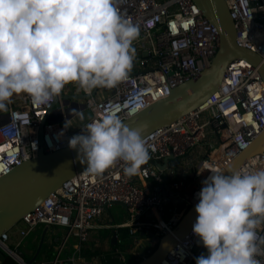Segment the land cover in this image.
<instances>
[{"label": "built area", "instance_id": "1", "mask_svg": "<svg viewBox=\"0 0 264 264\" xmlns=\"http://www.w3.org/2000/svg\"><path fill=\"white\" fill-rule=\"evenodd\" d=\"M226 2L235 21L237 44L257 52L264 60V0ZM117 6L120 14L137 24L140 30L133 42L136 55L128 78L114 88L98 87L90 93L77 83L67 84L58 95L57 107L52 110L54 98L47 105H35L26 93L14 95L0 122V177L37 157L41 150L50 153L67 148L70 137L81 133L82 127L105 113L116 114L124 121L170 96L172 90L198 77L217 52L218 30L194 0H119ZM63 93H85L86 97L64 104ZM133 98L141 102L137 111H133ZM74 110H87L88 119L77 124L78 115ZM46 117L49 121L41 137L40 127ZM66 120L71 127L57 139ZM263 130L264 78L259 68L248 60H234L227 67L221 86L206 103L143 138L151 158L138 174H125L126 164L119 160L101 175L90 174L86 168L78 172L23 215L16 246H21L22 239L40 225H57L64 228V233L56 246V257L49 264L61 263L60 256L71 239L75 240V253L68 259L69 264H97L99 257L90 259L82 253L90 247L91 231L105 228V225H97L96 220L103 216L106 206L115 202L127 204L131 218L129 222L109 227L129 228L131 235L152 229L158 243L189 209L193 196L174 206L164 224L159 219L141 220V217L154 208H162L184 188L200 191L202 181L210 174L205 165L219 166L223 170L226 163L247 149ZM46 137L51 138V147ZM207 141H210L208 148L202 150L201 146ZM33 142L37 143L35 149ZM197 148H200L201 158H196ZM169 156L179 158L180 163L159 169L156 163ZM261 168H264V150L247 159L239 171ZM192 173L193 178L186 182ZM174 175L179 178L167 180ZM144 182H148L147 185ZM257 237L258 240L264 237V225L257 230ZM9 241L10 231L2 234L0 247L18 264H27ZM261 248L264 249V245ZM206 253L207 249L192 227L160 264H196V258ZM256 258L264 264V255Z\"/></svg>", "mask_w": 264, "mask_h": 264}, {"label": "clouds", "instance_id": "2", "mask_svg": "<svg viewBox=\"0 0 264 264\" xmlns=\"http://www.w3.org/2000/svg\"><path fill=\"white\" fill-rule=\"evenodd\" d=\"M119 0H0V110L16 94L47 105L69 83L90 93L114 88L133 68L139 26L124 18ZM141 102L133 98V111ZM80 120L82 111L74 110ZM71 127L66 120L60 139ZM68 140L86 171L101 175L118 160L136 175L150 157L142 127L126 126L111 112L92 120ZM52 146L50 137H46ZM34 149L37 143L33 142ZM198 193L193 232L207 249L196 264H260L264 237V168L225 174L213 166Z\"/></svg>", "mask_w": 264, "mask_h": 264}, {"label": "water", "instance_id": "3", "mask_svg": "<svg viewBox=\"0 0 264 264\" xmlns=\"http://www.w3.org/2000/svg\"><path fill=\"white\" fill-rule=\"evenodd\" d=\"M203 15L217 28L219 45L215 56L202 73L193 79L172 90L170 96L161 99L139 113L122 121L126 126L142 127V138L158 128L173 123L178 118L200 107L208 101L215 91L219 89L226 73L227 67L234 60L246 59L259 68L264 78V60L260 54L248 48L241 47L236 42V25L232 18L226 0H194ZM64 104L71 99L86 97L85 93H63ZM58 96L50 110L58 105ZM84 108L85 106L82 105ZM46 117L40 127V136L43 135ZM264 150V130L253 140L251 145L240 152L234 159L228 161L223 169L225 174L229 170L239 171L247 159ZM180 163L179 158L169 156L162 162H157L161 170L175 167ZM87 167L79 157L77 150L69 147L45 153L41 150L37 157L25 161L15 167L10 173L0 177V238L3 233L10 231L27 212L39 206L47 196L60 188L66 181ZM194 176V173L191 174ZM202 189V188H201ZM200 189V190H201ZM199 189L193 190L194 202L182 216L171 232L162 235L158 240L155 250L144 257L138 264H160L169 251L182 239L193 227L198 213L195 206L199 203L197 195ZM197 191V192H196ZM128 210L127 204L115 202ZM106 211L109 207L106 206ZM47 229L44 231L35 256L26 260L27 264H36V259L43 247ZM110 243L116 246L118 243L116 229L111 230ZM17 252L24 257L21 250Z\"/></svg>", "mask_w": 264, "mask_h": 264}, {"label": "crops", "instance_id": "4", "mask_svg": "<svg viewBox=\"0 0 264 264\" xmlns=\"http://www.w3.org/2000/svg\"><path fill=\"white\" fill-rule=\"evenodd\" d=\"M70 84H72V83H69V85ZM8 109H9V103H7L6 109L0 110V122L5 118V116L8 112ZM83 114H84V112H83ZM88 117H89V115L86 116L85 119L82 121V120H80V118L78 116L75 121L77 122V124H79V123L86 121V119H88ZM209 142L210 141L203 143V145L201 146L202 150L208 148ZM204 144L207 145L206 148H205ZM195 155H196V158L202 157V155L200 153V148H197V150L195 151ZM176 178H179V176L178 177L176 175L170 176L167 180L170 181V180L176 179ZM192 178L193 177L190 175L189 178L186 180V182L189 183ZM147 183L148 182H144L145 185H147ZM149 184L151 185V181L149 182ZM192 192L193 191L190 190L189 188H184L183 190H180L178 192L179 194H174L172 197H170V200L168 202H166L162 208L152 209L146 215L142 216L141 220H146V219H152L154 221H157L158 219L159 220H168L170 218V216L172 215V208L176 205H180L181 203H183V201L191 198L193 195ZM166 194L169 195V192H166ZM129 220L130 219H128V221H123L121 223L129 222ZM96 223H97V225H105V228H103V230H110V231L112 230V228H110L109 225L114 224L113 220L110 221V218L108 216L107 211H105V213L103 214L102 217H100L99 219L96 220ZM121 223H118V224H121ZM40 226L37 227L35 230H33L28 236H26L25 238L22 239L21 246H19V247L16 246V243H17L18 239L20 238L19 231H17V233H12V234L10 233L9 243L13 248H15L16 250L20 249L24 253V259L25 260H30L35 256V253H36V250L39 246L41 237H42L44 231L47 229L43 247H42L35 263L36 264H49L56 257V253H57L56 252V246L61 241L62 235L64 233V228L61 226H57V225H46V226L43 225L42 227H40ZM97 229H99V228H96V229L91 231V236L95 233V230H97ZM109 235L111 238L112 233H110ZM130 236H132V239L136 245L140 244V241L142 239L151 240L153 247L151 245V247L147 248V251H146L147 255L151 254V250L153 248L155 249V247L158 244L157 240H156V237H157L156 233L152 229L146 230V231L140 230L135 235L130 234ZM142 237H145V238H142ZM74 245H75V240L71 239L70 242L66 245V248L64 249V251L62 252V254L60 256V260H61L60 264H69L68 259L71 258V256L75 253ZM113 247L114 246H112L110 243V249L111 250ZM0 250H2L4 252L3 253L2 251H0V264H18V262L12 256H10L7 252H5L1 247H0ZM89 250L91 252L94 251L93 248L87 247V250H85L82 253V255L87 257V258L92 259L95 256H89L88 253H91ZM95 252L98 254L101 253V252H97V251H94L92 253L94 254ZM142 256H143V258L146 257L143 254H142ZM96 259H97V264L102 263L100 261V257L96 258Z\"/></svg>", "mask_w": 264, "mask_h": 264}, {"label": "rangeland", "instance_id": "5", "mask_svg": "<svg viewBox=\"0 0 264 264\" xmlns=\"http://www.w3.org/2000/svg\"><path fill=\"white\" fill-rule=\"evenodd\" d=\"M89 113L87 110H85L84 112V117L88 116ZM205 148H206V144H204ZM108 212V216L110 218V221L113 220V223L118 224L121 223L123 221H128V219H130L131 215L129 213L128 210H126L124 207H122L121 205L118 204H113L110 206L109 211ZM43 225H41L40 227H42ZM46 226V225H44ZM22 227V223H17L11 230L10 233H17V231H19V229ZM110 228H114V227H110ZM110 232V230H103V228L97 229L95 230V233L91 236L90 241H89V246L91 248H93L94 251L97 252H101L98 255H95V257H102L103 254L107 253L108 251L110 252V235L106 236L108 233ZM153 247V244L151 242V240L148 239H142L140 241V244H135V247L138 249V252H140L143 255H147V248L148 247ZM90 251V250H89ZM92 251V252H94ZM91 252V251H90ZM148 256V255H147Z\"/></svg>", "mask_w": 264, "mask_h": 264}, {"label": "trees", "instance_id": "6", "mask_svg": "<svg viewBox=\"0 0 264 264\" xmlns=\"http://www.w3.org/2000/svg\"><path fill=\"white\" fill-rule=\"evenodd\" d=\"M110 233L111 231L106 236H108ZM117 234V245L114 246L110 252L108 251L102 255L101 264H138L143 259V256L135 247L132 236H130L129 228H118ZM154 250L155 249L153 248L151 253ZM96 254L98 255L96 252L94 254L92 252L88 253L89 256H95Z\"/></svg>", "mask_w": 264, "mask_h": 264}, {"label": "bare ground", "instance_id": "7", "mask_svg": "<svg viewBox=\"0 0 264 264\" xmlns=\"http://www.w3.org/2000/svg\"><path fill=\"white\" fill-rule=\"evenodd\" d=\"M215 168H217V169H219L220 170V167L219 166H215ZM209 175H211V172H210V174ZM198 195V194H197ZM167 220H162V223L164 224L165 222H166Z\"/></svg>", "mask_w": 264, "mask_h": 264}]
</instances>
